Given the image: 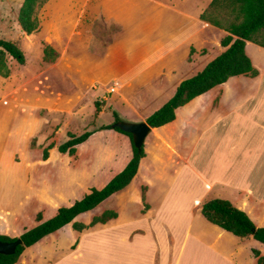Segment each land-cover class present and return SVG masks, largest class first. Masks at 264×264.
Listing matches in <instances>:
<instances>
[{
    "label": "rangeland",
    "instance_id": "374dc122",
    "mask_svg": "<svg viewBox=\"0 0 264 264\" xmlns=\"http://www.w3.org/2000/svg\"><path fill=\"white\" fill-rule=\"evenodd\" d=\"M86 1L48 0L38 12L39 31L26 35L18 24L24 0H0V39L14 42L26 56L24 65L9 58L10 76H0V235L20 237L26 230L37 226L39 212H43L44 220L54 217L60 208L71 206L89 194L92 188L100 189L102 181L111 177V171L115 173L126 164L128 148L117 135L130 139L129 136L114 129L98 131L77 148L74 157H70L58 152V147L69 140L70 134L80 136L86 131L114 125L115 112L123 117L130 112L128 119H123L129 123H137L136 120L143 116L150 117L165 104L163 102L168 98L164 93L166 87L170 85L172 88L179 80L183 82L194 77L201 72V66L206 67L223 52L218 45L220 32L217 29L210 25L204 29L197 27L193 43L205 48L197 52L191 47V56H204L196 64L188 65L191 41L180 38L182 30L171 25L160 32L177 39L165 40L159 45L156 41L133 39L130 31L127 32L121 38V47L114 59L113 41L122 31L105 23L106 15L92 13L89 0ZM202 1L206 4L210 0ZM85 8L87 12H84ZM110 44L111 76L100 77L91 70L82 69L92 64L106 68ZM254 46L250 43L247 54L258 69L264 61V49ZM46 47L53 50L48 60L44 54ZM164 50H173L170 55L174 61L164 63L160 59ZM164 69L166 75L162 78L160 73ZM127 82L132 87L126 88ZM113 88L117 91L111 95ZM125 96H132L130 105L124 106L121 102ZM97 102L101 110L98 116ZM50 145L53 149L49 152V159L44 161L43 151ZM139 184L140 180H137L125 191L75 220L88 226L104 211L119 210L123 219L130 221L123 222L116 229L111 228V222L90 228L96 232L86 239L81 254L64 263L154 262L156 253L150 245L135 248L131 253L120 248L111 258L114 239L124 237L125 231L146 228L139 213ZM181 189L180 182L171 190L170 197H178L181 201L187 196ZM176 208H180L179 204L169 202L166 206L169 211ZM171 225L172 222H167L156 230L155 237L164 248L173 242L169 237L173 232ZM115 230L120 234L118 237L111 235ZM80 237L81 234L69 225L26 250L20 260L22 264H53L75 248ZM145 241L150 243V239ZM168 259L171 264L172 260Z\"/></svg>",
    "mask_w": 264,
    "mask_h": 264
},
{
    "label": "crops",
    "instance_id": "0c3cea01",
    "mask_svg": "<svg viewBox=\"0 0 264 264\" xmlns=\"http://www.w3.org/2000/svg\"><path fill=\"white\" fill-rule=\"evenodd\" d=\"M212 1L203 4L202 0H89L88 3L92 13L106 15L105 23L122 31L113 41L116 52L114 59L117 58V52L121 47V38L127 32L130 31L133 39L156 41L159 45L165 40L177 39L176 36L166 37L160 32L166 27L175 25L183 32L179 37L191 41L187 63L194 65L204 55L191 56L193 51L191 47L197 52L205 48L193 43L194 30L197 27L204 29L210 25L201 20V15ZM84 12H87L86 8ZM214 28L220 32L218 45H221L222 39L228 33ZM250 43L252 42H247L246 53ZM257 46L254 47L264 49ZM109 47L106 68L101 64L97 66L92 64V66L85 65L82 69L86 72L91 70L100 77L111 76L113 69L111 44ZM224 51L225 48H223ZM171 52L173 50H164L159 56L160 59L164 63L169 60L174 61L170 55ZM191 58L192 61H190ZM252 63L254 65V61ZM203 67L204 65L200 68L201 72L205 68ZM254 67L256 68V65ZM257 70L259 76L255 78L245 76L230 78L227 83L215 87L177 109L174 122L151 130L148 135V137L151 136L150 140L147 144L145 141L144 144L146 155L141 160L137 175L130 184L140 180L137 198L141 200L140 203L138 202L139 213L140 218L146 222V228L135 229L128 233L125 231L124 237L114 239L111 258L120 248L126 253H131L135 248L150 245L156 253L154 262L151 261L152 264H170L169 257L172 260L171 264H185V262L189 264H258L253 250H258L261 256H264L263 244L252 236L239 238L210 223L202 215V207L207 202L215 199L227 200L234 207L245 212L257 228H264V61ZM160 75L164 78L166 70L164 69ZM180 81L172 88H169L170 85L166 87L167 90L164 93L168 94V98L163 103L166 104L175 95L182 83L181 81L179 84ZM167 82L170 83V80ZM125 87H132L131 83L127 82ZM116 91V88L111 89V95ZM132 101V96H125L121 102L126 106ZM116 113L123 121L124 118L128 119L130 112H126L124 117L119 112ZM148 117L149 115L143 116L136 121L137 123L146 122ZM117 136L128 148L127 162L115 173L111 171V177L102 181V186L98 190L103 189L121 173L133 158L131 140L122 135ZM180 182L181 190L184 195H187L181 201L178 197H170L171 190ZM169 202L173 205L179 204L180 208L167 210L166 206ZM111 211L118 215L110 221L112 229H116L123 222L130 221L123 219L119 210ZM167 222H172L170 228L173 232L169 230L170 233H168L173 242L164 248L155 235H157L156 230ZM95 232L89 229L81 232L77 246L64 253L53 264H67L64 262L70 257L77 258L86 245V239ZM111 233L115 237L120 235L117 230ZM146 239H150V243L146 242ZM112 242L111 240V246ZM32 248L34 246L27 250ZM87 253L90 256V252ZM17 264H22V261L19 259Z\"/></svg>",
    "mask_w": 264,
    "mask_h": 264
},
{
    "label": "trees",
    "instance_id": "16d2710c",
    "mask_svg": "<svg viewBox=\"0 0 264 264\" xmlns=\"http://www.w3.org/2000/svg\"><path fill=\"white\" fill-rule=\"evenodd\" d=\"M47 2L48 0H24L18 15V24L26 35H32L39 31L38 12ZM201 20L228 33L221 41V46L225 48V51L210 62L202 72L183 81L175 95L146 120L152 129L161 128L174 122L177 109L215 87L227 83L232 77L255 78L259 76V71L246 53V46L247 42H252L264 48V0H213L201 15ZM52 52L53 50L49 47L44 49L46 60L52 57ZM9 58L15 60L19 65H24L26 62V56L17 44L0 39V76L4 78H8L11 73ZM99 106L97 102L96 116L101 112ZM114 117L115 123L122 121L116 112ZM109 129L129 136L132 141L133 158L125 169L103 189L92 188L90 193L81 200H77L71 206L60 208L57 214L49 220H44L43 212H39L36 216L37 226L26 230L20 237L10 238L7 235H0V240L3 242H14L19 238L22 240V244L18 246L14 255L0 254V264H17L27 249L69 225L81 233L96 225H105L118 217L116 212L107 210L100 216L94 217L88 226L75 222L79 216L95 210L103 202L131 184L137 175L141 160L146 155L144 146L141 150L136 149L131 134L124 133L120 129L114 128L113 125H108L95 131H86L80 136L70 134L69 140L58 147V152L74 157L77 148L86 143L96 132ZM52 149V145L44 149V161L49 159V152ZM143 200H145L144 195ZM202 215L210 223L239 238L252 236L264 245V228H257L245 212L237 209L227 200L215 199L207 202L202 207ZM253 254L258 259V264H264V256H261L258 250L254 249Z\"/></svg>",
    "mask_w": 264,
    "mask_h": 264
},
{
    "label": "water",
    "instance_id": "95a60500",
    "mask_svg": "<svg viewBox=\"0 0 264 264\" xmlns=\"http://www.w3.org/2000/svg\"><path fill=\"white\" fill-rule=\"evenodd\" d=\"M114 128L120 129L124 133L131 134L133 143L136 149L141 150L145 144L146 138L151 133L152 128L146 123H129L125 121L117 122L113 125ZM22 244L19 238L14 242H3L0 240V254L14 255L18 246Z\"/></svg>",
    "mask_w": 264,
    "mask_h": 264
}]
</instances>
